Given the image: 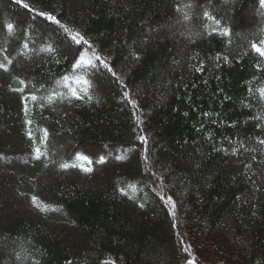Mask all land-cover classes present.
<instances>
[{"label": "trees", "instance_id": "obj_1", "mask_svg": "<svg viewBox=\"0 0 264 264\" xmlns=\"http://www.w3.org/2000/svg\"><path fill=\"white\" fill-rule=\"evenodd\" d=\"M252 44L261 0H0V264H264Z\"/></svg>", "mask_w": 264, "mask_h": 264}, {"label": "snow or ice", "instance_id": "obj_2", "mask_svg": "<svg viewBox=\"0 0 264 264\" xmlns=\"http://www.w3.org/2000/svg\"><path fill=\"white\" fill-rule=\"evenodd\" d=\"M262 3H264V0H261ZM207 15V13L205 14ZM9 28H11V25H8ZM227 34V33H225ZM81 39H83V37H81ZM79 42V41H78ZM252 48L255 49L258 53H260V55L264 56V50H261L257 44H252ZM97 59H99V57L97 56ZM0 67H3V65H0ZM5 71H7V69H5ZM75 95V93H74ZM262 95H264V90H262ZM33 99H35V97H33ZM261 143H264V141H261ZM62 167H68V165H62Z\"/></svg>", "mask_w": 264, "mask_h": 264}, {"label": "rangeland", "instance_id": "obj_3", "mask_svg": "<svg viewBox=\"0 0 264 264\" xmlns=\"http://www.w3.org/2000/svg\"><path fill=\"white\" fill-rule=\"evenodd\" d=\"M249 9H250V7H249ZM249 11V10H248ZM249 14H253V16H254V13H256V10H250L249 12H248ZM33 28L31 27V30H32ZM30 33H31V31H30Z\"/></svg>", "mask_w": 264, "mask_h": 264}]
</instances>
